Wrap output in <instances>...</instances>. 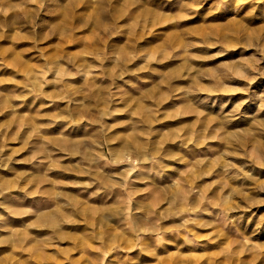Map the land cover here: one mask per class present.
Returning <instances> with one entry per match:
<instances>
[{
	"label": "rangeland",
	"instance_id": "obj_1",
	"mask_svg": "<svg viewBox=\"0 0 264 264\" xmlns=\"http://www.w3.org/2000/svg\"><path fill=\"white\" fill-rule=\"evenodd\" d=\"M0 264H264V0H0Z\"/></svg>",
	"mask_w": 264,
	"mask_h": 264
}]
</instances>
